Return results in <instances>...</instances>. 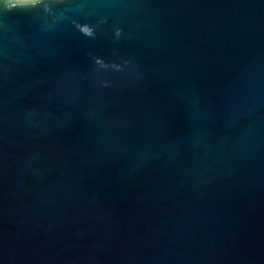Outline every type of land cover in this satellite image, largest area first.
Masks as SVG:
<instances>
[{
  "label": "water",
  "instance_id": "obj_1",
  "mask_svg": "<svg viewBox=\"0 0 264 264\" xmlns=\"http://www.w3.org/2000/svg\"><path fill=\"white\" fill-rule=\"evenodd\" d=\"M0 264H264V0L0 6Z\"/></svg>",
  "mask_w": 264,
  "mask_h": 264
},
{
  "label": "clouds",
  "instance_id": "obj_2",
  "mask_svg": "<svg viewBox=\"0 0 264 264\" xmlns=\"http://www.w3.org/2000/svg\"><path fill=\"white\" fill-rule=\"evenodd\" d=\"M44 3V0H0V6L5 9H21L27 10L35 8ZM99 63V61H97Z\"/></svg>",
  "mask_w": 264,
  "mask_h": 264
}]
</instances>
